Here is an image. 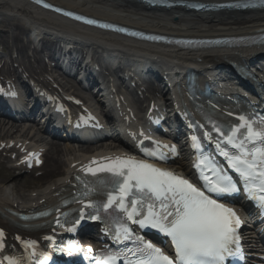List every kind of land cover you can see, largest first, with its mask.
I'll use <instances>...</instances> for the list:
<instances>
[{
    "label": "snow or ice",
    "instance_id": "1",
    "mask_svg": "<svg viewBox=\"0 0 264 264\" xmlns=\"http://www.w3.org/2000/svg\"><path fill=\"white\" fill-rule=\"evenodd\" d=\"M87 23L95 24L96 21L88 20ZM239 119L247 127L248 141L259 139L264 142V129L256 131L243 116ZM236 147L243 149L244 141ZM148 154L155 155V153ZM223 155L227 157L228 153L224 152ZM250 155L251 159H241L236 156L229 162L248 180H259L258 191L264 193V148L254 149ZM88 171L93 175L97 171L111 173L112 183L119 190V199L115 202L127 212L128 219L141 227L150 226L170 237L175 250V259L166 255L151 242H144V249L139 254L141 258L136 259L135 264H224L227 257L241 253L238 235V229L242 225L241 219L232 208L220 203L219 199L212 198V194L222 197L224 194L237 191L236 185L227 177L217 174L210 180L207 175H203L205 183L202 190L190 181L162 170L154 164L119 157L112 163L101 166L100 169L89 168ZM211 172L216 174V168L213 167ZM132 196L138 198L132 199ZM126 197L130 200L127 207L124 203ZM258 198L264 206V194ZM114 200L112 193L109 192L108 204L104 207H109ZM145 204L147 215H144L143 211L138 213L137 209H142ZM137 215L143 216V219H134ZM122 232L125 239L130 238L128 228H123ZM3 235V231H0V238ZM117 238H120L119 235ZM34 244V241L28 242L26 246L32 247ZM116 259V256L110 255L106 257L105 264H114ZM9 264H17V262L11 260ZM40 264H46V258Z\"/></svg>",
    "mask_w": 264,
    "mask_h": 264
},
{
    "label": "bare ground",
    "instance_id": "2",
    "mask_svg": "<svg viewBox=\"0 0 264 264\" xmlns=\"http://www.w3.org/2000/svg\"><path fill=\"white\" fill-rule=\"evenodd\" d=\"M55 1L96 15H109L112 13L111 9H113L115 12L117 11L116 13L122 22L133 26L140 25L159 30H167L173 33L201 32L202 34H238L264 27V11L261 13H216L214 15H191L185 14L182 11L165 14L149 12L152 16L145 18L144 14L147 12L143 8L139 5L131 6V4L123 0H85L83 3L75 0H71L72 2L68 0ZM123 7L125 9H122ZM120 9H122L121 11L123 13H119L121 12L119 11ZM0 15H6L20 21L30 32L32 31L37 35L44 33L43 35L53 37L59 42L74 39L79 44L92 48L97 52H108L109 48H113V50L121 55H134L132 53L150 51V48L143 44L133 43L126 39H116L108 35L96 36L89 31L68 26L48 16L40 15L25 4L16 1L8 2L0 0ZM262 51V49L253 50L250 48L220 49L192 54L183 53L174 49L157 48L156 54L159 59L169 65H183L185 67L192 64L194 68L199 69L205 64L221 63L224 60L249 61ZM198 59H201V61ZM11 131V129L0 127V138L8 135H15L13 137L22 138V136L27 134L24 132L21 134L20 130L15 132ZM26 140L22 139V142ZM84 151H90V148ZM75 153V151L69 148L61 149L59 146L52 145L44 155L45 162L48 163L49 167L46 177L42 181L38 180L36 184H33L27 189H25L24 185L19 186L16 181L17 178L15 177L0 179V226H4L8 222V208L23 209L38 205L40 202L48 204L55 199L57 192L65 188L69 183V175L74 167L72 163L78 160ZM66 155L68 156L66 157ZM16 168L20 169L21 167L16 166ZM36 181L33 180V182ZM11 183L12 186H10Z\"/></svg>",
    "mask_w": 264,
    "mask_h": 264
},
{
    "label": "rangeland",
    "instance_id": "3",
    "mask_svg": "<svg viewBox=\"0 0 264 264\" xmlns=\"http://www.w3.org/2000/svg\"><path fill=\"white\" fill-rule=\"evenodd\" d=\"M5 17V16H4ZM0 20H1V22H0V29H5L6 27H8V25H16L17 27H18V32H20L21 31V24L19 23V22H17V21H14V20H11L10 18H3V17H0ZM0 35H1V33H0ZM44 168H46V165H45V167ZM6 172V171H5ZM4 175V170L3 169H0V176L1 175ZM16 174H13V173H7L6 174V176H5V178L6 177H15V178H17L16 176H15ZM30 180V178L29 179H26V180H24L23 178H21V177H18L17 178V184H19V186H22L23 184L25 185V183H27L28 181ZM10 186H12V183L10 184Z\"/></svg>",
    "mask_w": 264,
    "mask_h": 264
}]
</instances>
